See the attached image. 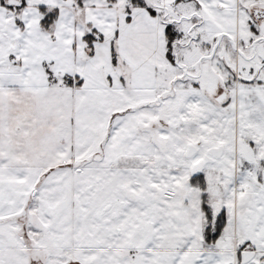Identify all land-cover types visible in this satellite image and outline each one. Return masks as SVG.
I'll return each instance as SVG.
<instances>
[{
    "label": "rangeland",
    "instance_id": "374dc122",
    "mask_svg": "<svg viewBox=\"0 0 264 264\" xmlns=\"http://www.w3.org/2000/svg\"><path fill=\"white\" fill-rule=\"evenodd\" d=\"M146 1L156 17L129 0L70 8L76 69L66 74H81L82 86L66 85L65 73L37 79L32 58L29 73L0 74V264L195 262L177 253L203 249L201 192L189 180L210 150L222 154L201 173L214 213L233 217L225 229L232 245L238 241L230 262L264 264V46L250 60L238 52L252 55L250 12L264 0ZM163 20L185 32L175 64ZM92 29L106 34L95 59L83 41ZM222 33L234 44L225 35L219 41ZM18 37L0 38V63L19 53ZM223 87L231 106L211 99ZM245 243L256 254L239 263L237 251L251 248ZM36 247L48 253L32 259Z\"/></svg>",
    "mask_w": 264,
    "mask_h": 264
},
{
    "label": "crops",
    "instance_id": "0c3cea01",
    "mask_svg": "<svg viewBox=\"0 0 264 264\" xmlns=\"http://www.w3.org/2000/svg\"><path fill=\"white\" fill-rule=\"evenodd\" d=\"M18 1L21 2V6L17 7L16 9L14 8L12 9L8 7L10 6L8 4L9 0H0V38H3V36L6 37L9 35H13L14 33V34H18L20 43H22V45H20L19 53L16 54V57H14L13 61L11 60V58L15 53V51H9L6 55V59H4L5 54L1 57L2 63H0V74L1 73L11 74L12 72L17 73L20 71V67L22 68V70H26L29 73L30 72L29 69H26L28 66V62H27L28 58H32L33 61L38 60V65L34 63L36 65V68L35 67L31 68L33 66L30 65L29 63V68L31 70H34V74H35L34 77H38L37 79H43V78L44 80L46 78L48 79V75L46 74L44 67V64L46 63L48 65L54 66L53 72H57L58 74L65 73L62 74V77H64V75H68L66 74V72L73 71L74 69H76V67H74V45L76 44L75 39L77 36V31H76L77 20L75 18L74 12L70 10V8H73V0H18ZM188 1H193V0H188ZM237 1H239L240 3V0ZM199 5L202 7L201 2H199ZM41 6H47L49 8L59 9L58 19L51 26L49 30H44L41 28L40 25L41 14L39 11V8ZM132 25H133V19L131 23H128L127 28L131 27ZM30 29L33 30L34 33L33 35ZM9 32L12 34H10ZM102 34L106 38V34L104 33ZM100 44L102 43H95V54L94 57H92L94 59L98 56L99 58L101 57L102 49L99 48ZM30 49L32 50V52H29ZM32 54H34V56H32ZM77 75L81 76V74H76L75 76ZM41 86L43 85L41 84ZM207 185H208V181H207ZM227 217L228 220L225 229H227L228 223H231V221L233 220L231 213L230 215L227 213ZM225 229L220 238H223L222 240H224L226 246L222 249L221 252H220L221 247L219 242L220 238L217 241L216 248L209 249L204 247L203 237H202L201 241L203 244L202 246L203 249H198L196 251L181 249V251H178L177 254L182 255L181 256L182 259H184L185 257H189V258L196 257L197 262L196 261L195 262L197 264H200L198 260L199 261L201 260L202 261L201 263L203 264H215L216 262L215 259L217 257L216 253L219 252L223 264H232V262H230L232 257L231 249H233V247L237 245L238 241L236 242V244L232 245L230 239H228V237L225 238V233H226ZM248 246L251 247L250 250L254 252V256H255L256 254L254 251L255 246L250 243ZM37 248L38 247L30 250L31 252L29 255L31 256L32 259L34 257L33 254L35 255V253H37L38 251H44V253H48V251L45 252L46 248H40L39 250ZM242 252L237 251V259L240 255L241 262H242V256H241ZM105 255L103 256L110 257L109 255L112 254L108 253ZM163 256L172 257V254L170 253L168 255H163ZM94 261L95 259L89 261L87 259L85 260L81 258L80 263L94 264ZM103 261H104L103 263L109 262L107 258H104ZM195 262L191 261V264H195ZM33 263L34 261H32L30 264ZM124 264H139V261L135 263H131L130 261H125ZM141 264H145V262H142Z\"/></svg>",
    "mask_w": 264,
    "mask_h": 264
},
{
    "label": "trees",
    "instance_id": "16d2710c",
    "mask_svg": "<svg viewBox=\"0 0 264 264\" xmlns=\"http://www.w3.org/2000/svg\"><path fill=\"white\" fill-rule=\"evenodd\" d=\"M183 1L188 0H176L175 3H181ZM85 0H73V8L84 7ZM110 3H114L115 0H109ZM131 6L146 10L149 12L150 16L156 17L157 12L155 9L150 7L146 0H129ZM12 8V6H8ZM41 14V28L44 30H49L51 26L57 21L59 16V9L58 8H49L47 6H41L39 8ZM132 18L128 16V23H131ZM166 29H165V39H166V57L168 60L175 64V55L173 53L174 48L177 45V40L180 37V34L175 29V27L165 21ZM119 34L115 35V38L112 39L110 42V49H109V56L111 59V63L114 66H118L119 58L116 54V43L118 40ZM105 40V36L99 32L97 29H92L87 35L83 37V41L86 43V54L88 57H94L95 54V43H103ZM46 74L48 75L49 81H56V77L53 75V71L49 68V65L46 63L44 64ZM66 85L68 86H75L79 87L82 86L84 80L83 77L71 76V75H64L63 77ZM190 184L198 189L201 192V211L204 215V222H203V229H202V237H203V244L204 247L212 249L216 248V244L218 239L221 237L226 225H227V213L223 209L219 213H214L212 207L209 204V195L207 193V181L205 180V176L203 173L195 176H191L189 180ZM248 243H245V247L248 246ZM243 246V247H244ZM239 263H241V257L239 255Z\"/></svg>",
    "mask_w": 264,
    "mask_h": 264
},
{
    "label": "flooded vegetation",
    "instance_id": "af4514ba",
    "mask_svg": "<svg viewBox=\"0 0 264 264\" xmlns=\"http://www.w3.org/2000/svg\"><path fill=\"white\" fill-rule=\"evenodd\" d=\"M250 13H251V16H252V18H253V20L255 22L254 25L250 26L251 35H254V39L251 42V50L253 51V53H252L251 56H247L244 51H249L248 49L244 50L242 48L241 50H238L239 56L242 57L245 60L252 59L255 56V54H256V56H259L260 52L261 51L263 52V50H260V48H261L260 45L263 44V46H264V9L263 8L253 7L251 9V12ZM165 21L166 20H163V22H165ZM165 26H166V24H165ZM165 29H166V27H165ZM178 33L180 34V37L177 40V44L180 43L179 40H180V38L182 36V33H185V32L180 31ZM189 33H190L189 31L186 32L187 35H189ZM227 34L228 33H222V34H220L218 36L219 37V41L224 38L223 37L224 35L226 37H228ZM228 39L231 41L232 44H234V41L230 37H228ZM258 45H259V49L257 47ZM233 46H234V49H235V45H233ZM258 50H259V53H258ZM261 55H263V54H261ZM175 63H177V62L175 61ZM244 85H252V84H244ZM230 94H231V91L228 89V87L227 88L226 87H223L222 88V91L221 92L220 91L215 92V94L212 96L211 99H212L213 103L216 104V105H218V106H229V105L231 106L232 103L230 102V98H231ZM224 96H225V99H223V101H221V102H218L217 101L218 98H222ZM230 110H231V108H230ZM210 151H209L208 155H210ZM221 154H222V152L220 150L219 151V154H217L216 157H220ZM211 156H213V155H211ZM211 158L214 159L213 157H211ZM199 174H201V171L196 174V171L194 169L191 170V176H195V175H199Z\"/></svg>",
    "mask_w": 264,
    "mask_h": 264
},
{
    "label": "water",
    "instance_id": "95a60500",
    "mask_svg": "<svg viewBox=\"0 0 264 264\" xmlns=\"http://www.w3.org/2000/svg\"><path fill=\"white\" fill-rule=\"evenodd\" d=\"M8 4L12 6L14 9L21 6V2L18 0H9ZM223 99H225V96L222 98H218L217 101L221 102L223 101ZM193 150H194V147H192L191 151ZM219 151L220 150H211L210 154L213 156H216L217 154H219ZM212 161L213 159L209 155H206L203 161L195 165L194 170L196 171V174L202 170V168L206 165V163L212 162ZM262 184L264 186V170L262 172ZM241 256H242V263H246L254 257V252L250 250L249 248L248 251L242 252Z\"/></svg>",
    "mask_w": 264,
    "mask_h": 264
},
{
    "label": "bare ground",
    "instance_id": "6f19581e",
    "mask_svg": "<svg viewBox=\"0 0 264 264\" xmlns=\"http://www.w3.org/2000/svg\"><path fill=\"white\" fill-rule=\"evenodd\" d=\"M210 157H213V156H211V154L209 155Z\"/></svg>",
    "mask_w": 264,
    "mask_h": 264
}]
</instances>
